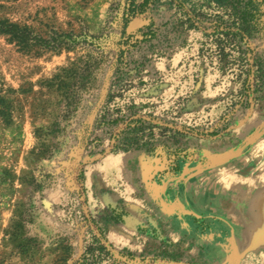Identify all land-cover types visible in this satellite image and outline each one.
<instances>
[{
  "label": "rangeland",
  "instance_id": "rangeland-1",
  "mask_svg": "<svg viewBox=\"0 0 264 264\" xmlns=\"http://www.w3.org/2000/svg\"><path fill=\"white\" fill-rule=\"evenodd\" d=\"M131 1L0 0V19L43 43L0 31V94L8 107L0 115V264H197L174 246L141 254L114 248L106 225L99 221L103 236L91 219L104 211L89 213L80 169L112 150L145 149L167 155V171L179 174L204 141L233 143L243 120L255 110L264 116V28L249 43L263 65L255 79L239 61L229 64L235 55L221 65L209 56L206 47L216 45L203 27L210 24L191 26L172 0H147L125 27ZM132 114L186 135L131 132ZM133 137L137 143L124 150ZM77 155L76 181L69 164ZM71 181L81 204L67 197Z\"/></svg>",
  "mask_w": 264,
  "mask_h": 264
},
{
  "label": "crops",
  "instance_id": "crops-1",
  "mask_svg": "<svg viewBox=\"0 0 264 264\" xmlns=\"http://www.w3.org/2000/svg\"><path fill=\"white\" fill-rule=\"evenodd\" d=\"M256 112L233 143L204 141L179 174L167 171V155L145 149L112 150L85 164L89 213L126 211L123 222L106 225L108 242L136 254L174 246L197 264H264V116ZM66 186L81 204L74 183Z\"/></svg>",
  "mask_w": 264,
  "mask_h": 264
},
{
  "label": "trees",
  "instance_id": "trees-1",
  "mask_svg": "<svg viewBox=\"0 0 264 264\" xmlns=\"http://www.w3.org/2000/svg\"><path fill=\"white\" fill-rule=\"evenodd\" d=\"M172 1L184 10V14H186L187 20L190 22L191 26H198V23L204 24L207 22L210 24V30H208L209 28L206 26L203 27L204 36L211 40L212 44L216 45V48H212L211 46L206 47L209 56L217 58L219 64L220 62L222 64L227 57H233L235 55L233 58L234 60L232 62L229 61V64L234 65L237 63L236 61H239L240 64L238 65V69L241 73L247 74L248 77L251 74H254L255 79L258 77L256 69L257 71L263 69V65L260 62V58L256 55L254 48H252L249 43L256 38L264 28L262 25V5L264 0ZM146 2L147 0H144L141 4L136 5L133 0L131 1V5L126 10L127 15L125 16V27L128 25L130 18L134 16L136 12H142L144 10ZM184 4H188L189 6H183ZM0 31L11 34L24 41L31 40L34 43L43 44L42 38L32 34L29 28L21 27L15 22L0 19ZM54 46L55 44L53 47ZM248 53L251 54L250 59L247 57ZM247 87L251 89L249 84ZM7 108L6 100L4 96L0 94V115L6 116L8 114ZM130 117L127 129L131 130V132L136 133L145 128H161L165 131L174 132L175 136L183 137L186 135L184 131L174 130L167 126L152 123L142 117L135 116V114H132ZM132 139L123 146L124 150L130 149V147L133 146V143H137V138L134 139L133 137ZM125 214L126 212L124 210L117 211L116 208H107L103 214L97 217H91V219L94 225L100 230L101 235L104 236V229L99 224V221H102L105 225L108 223H120L123 221V216ZM99 248L105 250L108 247L100 244ZM88 250H91L90 247Z\"/></svg>",
  "mask_w": 264,
  "mask_h": 264
},
{
  "label": "water",
  "instance_id": "water-1",
  "mask_svg": "<svg viewBox=\"0 0 264 264\" xmlns=\"http://www.w3.org/2000/svg\"><path fill=\"white\" fill-rule=\"evenodd\" d=\"M145 117V116H144ZM147 119H149L148 117H145ZM108 152V150L106 151ZM79 158V155H77L74 160H72L70 162V168L73 169L75 171V180L77 181V172H78V167L75 168L74 167V163L77 161V159ZM82 192H83V189L81 188ZM83 203H84V209H85V212L87 213V208H86V205H85V197L83 195ZM88 215V213H87ZM92 228L94 229V226L92 225ZM97 233V236L99 238H101L100 234L98 233V231H96ZM105 244L106 246H108V243L106 241H104L103 239H101ZM118 258H120L118 255H116ZM123 261H125L126 263L128 264H187V263H184L182 261H178V260H171V259H163V258H160V259H157V260H153V261H150V262H141V261H135V260H126V259H123Z\"/></svg>",
  "mask_w": 264,
  "mask_h": 264
}]
</instances>
